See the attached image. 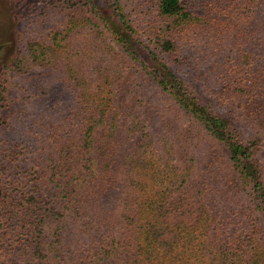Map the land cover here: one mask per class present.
Masks as SVG:
<instances>
[{"label": "trees", "instance_id": "obj_1", "mask_svg": "<svg viewBox=\"0 0 264 264\" xmlns=\"http://www.w3.org/2000/svg\"><path fill=\"white\" fill-rule=\"evenodd\" d=\"M69 1L8 67L68 94L0 126V264H264V0Z\"/></svg>", "mask_w": 264, "mask_h": 264}, {"label": "rangeland", "instance_id": "obj_2", "mask_svg": "<svg viewBox=\"0 0 264 264\" xmlns=\"http://www.w3.org/2000/svg\"><path fill=\"white\" fill-rule=\"evenodd\" d=\"M95 1L99 5L104 2V0ZM48 2L50 7L47 9V15H42V9ZM73 3L69 0H0V84L3 85L0 91L5 88L3 95L5 100L0 101V126L2 135L12 141L13 145L20 146L17 150H21V147H25L30 142L34 144V148L40 147V140L37 141L35 136L32 141L29 130V126L39 120L43 113L44 103L41 98L34 97L36 93L41 94L40 88L43 85L49 86L52 95L61 94L62 92L58 91L62 90L68 94V91H65V88H59L63 79L61 71L56 70L46 76H31L25 79L19 76L12 78L13 73L8 67L28 40L42 39L52 30H58L64 21L66 23L65 13L69 11ZM103 31L111 45L119 50L108 31L104 28ZM189 83L194 92L212 104V100L200 91L198 84L191 81ZM240 129L249 140H263L261 157L264 162V130L255 134L244 126ZM38 130L39 128L35 127L36 133ZM48 155L49 152H46L44 156L43 153H34L23 163L21 169L29 168L40 159L47 162ZM259 218L264 227V214L260 213ZM7 244V242L3 244V249H7Z\"/></svg>", "mask_w": 264, "mask_h": 264}]
</instances>
